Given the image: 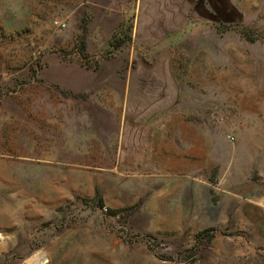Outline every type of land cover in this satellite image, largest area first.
Listing matches in <instances>:
<instances>
[{
    "label": "rangeland",
    "instance_id": "1",
    "mask_svg": "<svg viewBox=\"0 0 264 264\" xmlns=\"http://www.w3.org/2000/svg\"><path fill=\"white\" fill-rule=\"evenodd\" d=\"M0 264H264V0H0Z\"/></svg>",
    "mask_w": 264,
    "mask_h": 264
},
{
    "label": "built area",
    "instance_id": "2",
    "mask_svg": "<svg viewBox=\"0 0 264 264\" xmlns=\"http://www.w3.org/2000/svg\"><path fill=\"white\" fill-rule=\"evenodd\" d=\"M55 24H56L57 26H59V28H64V27L66 26L65 23H63V22H59V21H56ZM231 139L233 140L234 137H231Z\"/></svg>",
    "mask_w": 264,
    "mask_h": 264
},
{
    "label": "trees",
    "instance_id": "3",
    "mask_svg": "<svg viewBox=\"0 0 264 264\" xmlns=\"http://www.w3.org/2000/svg\"><path fill=\"white\" fill-rule=\"evenodd\" d=\"M119 45H121V43Z\"/></svg>",
    "mask_w": 264,
    "mask_h": 264
}]
</instances>
